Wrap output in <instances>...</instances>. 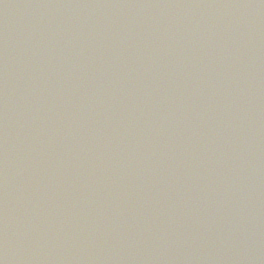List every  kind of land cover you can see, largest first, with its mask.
Returning a JSON list of instances; mask_svg holds the SVG:
<instances>
[{
	"label": "water",
	"instance_id": "1",
	"mask_svg": "<svg viewBox=\"0 0 264 264\" xmlns=\"http://www.w3.org/2000/svg\"><path fill=\"white\" fill-rule=\"evenodd\" d=\"M0 264H264V0H0Z\"/></svg>",
	"mask_w": 264,
	"mask_h": 264
}]
</instances>
